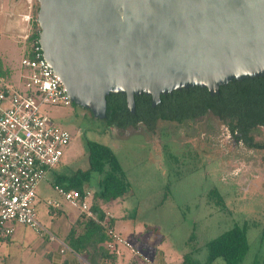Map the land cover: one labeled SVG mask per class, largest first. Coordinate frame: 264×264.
Here are the masks:
<instances>
[{"label":"rangeland","instance_id":"1","mask_svg":"<svg viewBox=\"0 0 264 264\" xmlns=\"http://www.w3.org/2000/svg\"><path fill=\"white\" fill-rule=\"evenodd\" d=\"M16 1L0 0V68L23 89L27 72L21 61L28 43L6 32L7 22L10 14L14 22L24 14L32 17L39 2ZM41 108L46 120L72 133L62 164L47 172L37 190L35 208L43 227L48 221L53 220L55 227L63 221L50 213V200L54 206L68 203L54 188L56 173L87 171L88 142L94 141L115 151L130 186L124 197L109 204L116 218L114 228L152 264H160L161 254L166 264H184L185 256L196 264H210L207 244L236 225L246 227L249 242L241 264H264V150L235 145L226 137L221 119L208 113L181 124L160 120L151 133L143 125L108 128L104 120L77 105ZM254 138L263 143L264 129H258ZM100 179L93 173L90 200ZM212 264L226 263L219 258Z\"/></svg>","mask_w":264,"mask_h":264},{"label":"water","instance_id":"2","mask_svg":"<svg viewBox=\"0 0 264 264\" xmlns=\"http://www.w3.org/2000/svg\"><path fill=\"white\" fill-rule=\"evenodd\" d=\"M40 45L71 101L100 120L107 96L191 87L212 96L264 77V0H38Z\"/></svg>","mask_w":264,"mask_h":264},{"label":"trees","instance_id":"3","mask_svg":"<svg viewBox=\"0 0 264 264\" xmlns=\"http://www.w3.org/2000/svg\"><path fill=\"white\" fill-rule=\"evenodd\" d=\"M39 6L34 9L28 45L38 42L41 28L38 24ZM1 38V35H0ZM0 59V66L1 64ZM0 75L8 79L7 73L0 68ZM136 112L129 111L126 95L110 94L107 96L105 123L108 128L126 130L143 125L154 133L158 121L177 122L194 121L208 113L226 121L234 137L255 148L264 149V143L253 142L252 131L264 126V77L232 81L220 87V92L212 96L207 88L191 87L161 95V102L153 107L148 95L135 97ZM72 105L76 106L73 102ZM79 107V106H78ZM89 169L75 171L69 177L71 184L67 190H77L82 196L87 195L93 173L101 176L98 189L91 198V211L95 218L83 213L78 226L68 237V245L82 255L90 264H112L122 255V248L110 250L111 239L104 224L114 227L113 217H108L104 205L124 197L130 190L124 177V171L115 151L107 145L90 141ZM221 200V199H220ZM220 205V203H219ZM120 235H123L119 232ZM208 263L221 258L226 264H241L249 250L247 229L236 225L207 244ZM127 264H147L132 257ZM184 264H196L185 256Z\"/></svg>","mask_w":264,"mask_h":264},{"label":"built area","instance_id":"4","mask_svg":"<svg viewBox=\"0 0 264 264\" xmlns=\"http://www.w3.org/2000/svg\"><path fill=\"white\" fill-rule=\"evenodd\" d=\"M31 19L27 16V20ZM29 37L30 33L24 38L28 41ZM21 64L27 72V78L22 77L23 89L0 75V229L6 237L13 233V226H8L13 223L46 231L37 218V190L47 172L62 162L72 140L71 131L46 120L41 110L42 104L69 106L72 101L60 77L44 58L40 41L28 45ZM55 189L70 205L95 218L89 193L82 196L77 190L60 186ZM107 216L111 217L109 213ZM104 226L111 239L110 250L121 246L130 250L132 257L152 263L114 227Z\"/></svg>","mask_w":264,"mask_h":264},{"label":"crops","instance_id":"5","mask_svg":"<svg viewBox=\"0 0 264 264\" xmlns=\"http://www.w3.org/2000/svg\"><path fill=\"white\" fill-rule=\"evenodd\" d=\"M20 1L21 0H17L16 2L19 3ZM29 15L31 16V13L24 14L21 20L14 22L10 14V19L8 20L11 22H7L6 32L10 34L15 33V35H19L21 39L25 40L24 37L31 31V24L27 20V16ZM25 41L27 42V40ZM56 169L54 172H57L58 169ZM56 174L57 177L54 188L60 186L66 189V187L71 184L69 177L72 176L73 173L66 174L59 171ZM50 202L54 201L50 200ZM57 204H60V207L50 204V213L55 218L60 216L59 218L63 219V221L55 227L51 225L53 221L52 218V221L50 223L48 221L47 226L45 225L43 227L47 232H39L30 226L13 223L14 231L9 237H6L3 235V230L0 229V264H90L82 255L72 250L67 243L68 237L74 227L78 226L83 212L69 203L64 204L57 202ZM109 204L110 203L104 205L106 214L109 213L111 217L115 218L109 209ZM114 221L115 227L116 218ZM62 224H64L63 228H61ZM123 237L127 240L125 236ZM64 247H66V249H64ZM121 248L122 255L124 256H121L112 264H127V260L131 258L132 254L130 250L124 247ZM137 249H139V247ZM160 264H166L163 254H161L160 257Z\"/></svg>","mask_w":264,"mask_h":264},{"label":"flooded vegetation","instance_id":"6","mask_svg":"<svg viewBox=\"0 0 264 264\" xmlns=\"http://www.w3.org/2000/svg\"><path fill=\"white\" fill-rule=\"evenodd\" d=\"M222 121V120H221ZM223 122V124H224V126H225V131H226V137L227 138H231V139H233V143L235 144V145H241V146H246V147H248V148H251V149H257V150H264V149H260V148H255V147H251V146H249V145H247L245 142H244V140H242V138H240V137H234V135H233V133L230 131V129H229V127H228V124H227V122L226 121H222ZM74 125V124H73ZM260 128H263L264 129V126H259L258 128H256L255 130H253L252 131V136H253V142H255V143H259V142H257L256 140H255V138H254V133L256 132V131H258V129H260ZM71 129V128H70ZM264 143V142H263Z\"/></svg>","mask_w":264,"mask_h":264}]
</instances>
